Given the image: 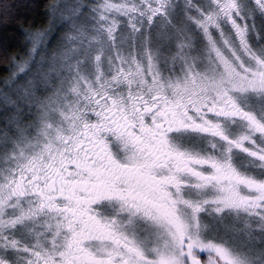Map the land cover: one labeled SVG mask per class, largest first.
<instances>
[{
    "label": "snow or ice",
    "instance_id": "6c2138e0",
    "mask_svg": "<svg viewBox=\"0 0 264 264\" xmlns=\"http://www.w3.org/2000/svg\"><path fill=\"white\" fill-rule=\"evenodd\" d=\"M44 15L0 78V264H264V0Z\"/></svg>",
    "mask_w": 264,
    "mask_h": 264
},
{
    "label": "trees",
    "instance_id": "16d2710c",
    "mask_svg": "<svg viewBox=\"0 0 264 264\" xmlns=\"http://www.w3.org/2000/svg\"><path fill=\"white\" fill-rule=\"evenodd\" d=\"M9 0H5L8 3ZM49 0H15L16 6L11 9L15 19L7 26H0V78L9 75L4 66L6 56L20 57L26 53L22 29L44 27V8Z\"/></svg>",
    "mask_w": 264,
    "mask_h": 264
}]
</instances>
